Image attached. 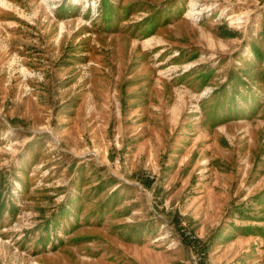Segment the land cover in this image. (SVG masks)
Segmentation results:
<instances>
[{
  "label": "rangeland",
  "instance_id": "rangeland-1",
  "mask_svg": "<svg viewBox=\"0 0 264 264\" xmlns=\"http://www.w3.org/2000/svg\"><path fill=\"white\" fill-rule=\"evenodd\" d=\"M0 264H264V0H0Z\"/></svg>",
  "mask_w": 264,
  "mask_h": 264
}]
</instances>
